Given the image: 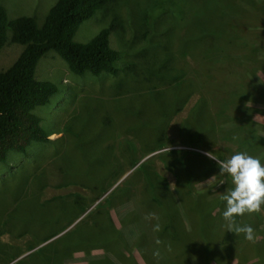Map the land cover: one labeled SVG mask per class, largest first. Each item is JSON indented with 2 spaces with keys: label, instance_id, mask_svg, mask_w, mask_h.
Returning a JSON list of instances; mask_svg holds the SVG:
<instances>
[{
  "label": "rangeland",
  "instance_id": "1",
  "mask_svg": "<svg viewBox=\"0 0 264 264\" xmlns=\"http://www.w3.org/2000/svg\"><path fill=\"white\" fill-rule=\"evenodd\" d=\"M55 1L0 5L8 21L31 16L40 27ZM108 25V44L122 57L114 75L73 74L52 50L37 60L34 77L55 89L32 109L48 141L0 162V264H151L148 248L160 249L144 212L152 195L162 201L164 185L174 194L176 182L177 191L187 183L179 194L194 208L213 203L218 229L231 178L205 153L246 151L264 163V0H107L72 40L87 42ZM9 35L0 70L22 49ZM139 164L166 184L137 181ZM248 215L255 239L246 252L236 249L248 242L240 234L226 242L229 256L208 264H264V206Z\"/></svg>",
  "mask_w": 264,
  "mask_h": 264
},
{
  "label": "trees",
  "instance_id": "2",
  "mask_svg": "<svg viewBox=\"0 0 264 264\" xmlns=\"http://www.w3.org/2000/svg\"><path fill=\"white\" fill-rule=\"evenodd\" d=\"M106 1L56 0L48 9L40 27L36 25L31 16L22 15L8 21L5 11L0 5V48L7 39L8 32L10 41L22 46L13 62L7 68L0 70V162L5 160L6 154L10 150L23 152L25 146L31 141H48V135L42 132L38 126V118L32 113V109L36 106L46 104L55 90L50 82L37 80L34 77L37 60L44 53L48 50L54 51L66 63L68 70L76 75H81L84 72H89L92 75L107 72L114 75L117 72L118 66L116 67L114 63L120 59L121 55L108 44L109 25L101 28L87 42L79 43L72 40L77 26L89 18ZM220 28L223 29L222 22ZM215 31L217 30L212 29L211 33ZM160 61L161 59H158L157 64H160ZM209 63L207 59L203 61L205 66H208ZM121 65L126 68L132 66L128 62ZM213 66L217 69L216 64ZM171 153L173 155V151ZM194 154L205 159L204 156L196 152ZM118 157H123V155L120 153ZM133 164L134 159L131 161V166ZM207 165H211V163L205 164L204 167L206 168ZM204 167L200 168L196 174L205 173L207 169ZM149 169L146 164H143L141 167L142 177L140 179L136 177V180L141 182L144 179L146 183L157 181L163 183V177ZM123 172L124 168H120L118 175ZM133 178L131 176L130 181ZM158 178H162L163 181ZM137 184L139 183L137 182ZM139 185L144 186V184ZM164 186L169 194L168 197L161 201L159 197L152 195V199H150L152 206L145 209L146 211L144 210L145 214H155L156 218H152L150 222L151 232L155 235L156 240L160 241L157 257L148 248L151 259H153L151 264H208L213 260L218 263V255L222 256L225 252V255L229 256L234 244L229 247L225 245L226 242L228 244L237 242L236 239L241 236L231 232L233 240L227 241L230 231H227L225 221L222 227L212 228L213 221L216 219L211 213L213 203L201 206L203 209H199L197 206L194 208L195 205L192 204L191 199L185 201L179 194L182 188L187 186V183L182 185L181 191H177L178 182H176L173 188L175 195L167 185ZM196 193L198 192L192 193V195L194 196ZM189 195L191 196V194ZM200 195L203 196V194ZM201 203V201L196 202L199 206ZM236 219L240 225L252 223V218L248 214ZM157 223L161 225L159 232L153 231V226ZM239 244L236 249L240 247V253L246 252L250 247V241L247 244ZM193 249L200 250L194 253L191 252ZM98 264L102 263L98 262Z\"/></svg>",
  "mask_w": 264,
  "mask_h": 264
},
{
  "label": "clouds",
  "instance_id": "3",
  "mask_svg": "<svg viewBox=\"0 0 264 264\" xmlns=\"http://www.w3.org/2000/svg\"><path fill=\"white\" fill-rule=\"evenodd\" d=\"M205 155L217 162L220 175H227L231 178V187L220 195V200L225 204L222 218L226 222L227 231L236 235L244 234L246 240L254 241L253 227L241 226L236 218L246 213H258L264 206V163L246 151H237L226 159H219L211 152ZM146 218L156 217L155 214H149ZM160 230L159 223L153 226V231L159 232ZM157 243L159 244L160 241ZM153 255L158 256L159 252Z\"/></svg>",
  "mask_w": 264,
  "mask_h": 264
}]
</instances>
